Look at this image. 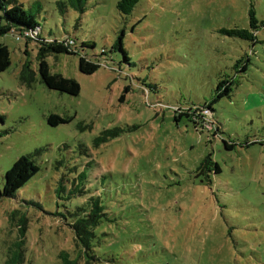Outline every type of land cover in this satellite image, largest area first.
Returning <instances> with one entry per match:
<instances>
[{
	"label": "rangeland",
	"instance_id": "1",
	"mask_svg": "<svg viewBox=\"0 0 264 264\" xmlns=\"http://www.w3.org/2000/svg\"><path fill=\"white\" fill-rule=\"evenodd\" d=\"M15 1L37 16L43 37L94 43L84 51L100 68L84 75L78 56H49L50 72L80 88L77 96L52 91L39 80L37 45L0 37L10 53L0 73V190L19 157L42 150L36 176L14 199H0V264L14 253L17 264H63L62 251L75 257L66 225L74 205L52 196L73 163L90 174L111 220L94 264H264V0H141L131 16L117 12L119 0H89L84 14H61L57 3L67 0ZM252 8L254 40L222 32L249 29ZM121 31L127 61L111 51ZM26 63L30 87L19 81ZM225 77L236 85L212 104L218 130L179 117L210 103ZM53 114L71 121L50 127ZM104 130L121 133L95 147ZM208 155L221 172L197 176ZM56 161L64 168L55 171ZM14 210L27 220L24 242Z\"/></svg>",
	"mask_w": 264,
	"mask_h": 264
},
{
	"label": "trees",
	"instance_id": "2",
	"mask_svg": "<svg viewBox=\"0 0 264 264\" xmlns=\"http://www.w3.org/2000/svg\"><path fill=\"white\" fill-rule=\"evenodd\" d=\"M89 0H67L66 2H58L57 8L63 14L67 8H71L79 14H84L87 11V4ZM141 0H119L116 4L117 12L122 16H131L135 12V8L139 5ZM249 16V29H232L222 31L228 37L239 38L242 40L252 41L255 39L254 32L259 29V24L255 17L254 9L248 11ZM36 15L26 12L21 4L15 0H0V37L6 34H15L16 40H23L25 45L34 43L37 45L36 60L38 62V75L40 82L49 90L56 91L69 96H77L79 93V84L69 78H65L60 74L51 73L46 62V58L56 55H71L78 56V65L80 73L84 75H92L99 68V62L92 60L86 53L85 49H92L94 43L83 42L79 45L77 42L68 35H65L60 40L47 39L42 35V28L35 20ZM263 26V23L260 26ZM124 31L116 38L111 46V51H116L122 54L123 60L127 61L126 53L123 49ZM103 50L101 54H104ZM240 61L234 65L237 67ZM10 66V53L6 45L0 44V73L5 72ZM244 68L241 70L244 71ZM21 85L30 87L35 82V73L32 71L28 64H24L19 75ZM236 85V81L231 78L225 77L221 79L214 90V97L210 103L189 109L186 113H179V117L185 115L193 118L194 125L200 126V130L211 131L216 126L214 122L212 104L223 99L229 98L232 93V88ZM200 122H198L199 120ZM70 118L60 117L58 115H50L47 118V124L50 127H57L59 125L68 124ZM80 124L77 125L80 128ZM197 128V127H195ZM119 130H104L101 134L94 139V146L98 147L100 144L106 143L119 136ZM255 143V142H253ZM251 144V143H250ZM234 144L224 142V149L226 151L232 150ZM42 150L37 149L30 154L19 157L11 167L5 172L2 178V189L0 190V199H14L17 192L24 188L33 177L39 172V167L35 163V158L40 156ZM89 165V164H88ZM77 164L73 163V167L66 166L65 171L68 172L67 176L72 175L71 178L64 177L58 179L52 191L56 204L58 202H69L74 207L66 212V217L70 220L66 224L71 229L73 234V247L75 257L69 259L70 256L67 251H62L59 258L63 260V264H76L84 261L85 264H94L98 262L97 248L101 245L106 232L103 227L111 224L106 205L104 203L102 194H96L92 191L89 185L91 184L90 174L85 170L79 171ZM214 170L211 171L210 168ZM64 168L63 161H56L53 169L58 171ZM211 171L213 174L218 175L221 170L217 163L211 160L208 155L200 161L196 167V175H203ZM66 178V179H65ZM92 179H95L93 177ZM80 198V199H76ZM75 200V202H72ZM28 205L35 204L25 202ZM11 217L19 215L20 228L18 234L20 239L24 242L27 232V220L24 213L19 210L10 212ZM66 222V221H65ZM64 255V257L62 256ZM16 254L6 257L3 264H17L13 260Z\"/></svg>",
	"mask_w": 264,
	"mask_h": 264
}]
</instances>
